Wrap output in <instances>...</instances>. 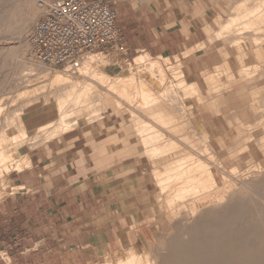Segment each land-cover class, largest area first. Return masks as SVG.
I'll return each mask as SVG.
<instances>
[{
	"label": "rangeland",
	"instance_id": "obj_1",
	"mask_svg": "<svg viewBox=\"0 0 264 264\" xmlns=\"http://www.w3.org/2000/svg\"><path fill=\"white\" fill-rule=\"evenodd\" d=\"M92 1H107L114 10L118 23H121L122 26L127 24L130 29H135L136 32L133 35L134 39L144 42V45L137 42L136 46L131 47L128 45H115L111 48L105 46L101 49L91 51L99 54V56L103 58L102 61H97L95 63V68H98L97 70L110 76V81L104 83V89L109 87L110 82L120 84L118 82L120 78L129 76L131 73L133 74L136 70L135 68L138 67L137 70H140V74H138L137 77L149 82L154 92H165L167 86L170 85L172 90L169 93L176 97L175 100L180 103L178 106L182 105L183 94L188 92L187 90H183L180 84L181 79H184L185 83L195 85L201 91L199 93L205 96V99L207 98L205 100L207 104L203 103L202 107L204 108L202 111L196 112L195 109L190 110L192 111L191 116L196 119L198 118L191 124L193 125L191 128L181 124L176 125L175 128L170 125H167V127L164 126L166 130L160 128L162 131H165L168 136L165 137L166 140H160L155 144L169 143L176 146L174 148L173 145V148L167 150V153H162L161 155L165 154L162 158L166 157L167 159H171L175 157L178 159L182 154H184V156L186 154L190 156H200L201 159L207 160L210 167L214 169L217 163L211 160V158L209 159L206 153L202 151L204 142L201 141L199 137L203 130H207L206 134H210L215 132V128H218V135L213 137V141L221 140V149L219 151L223 153L221 160L224 161L227 159V155L229 156L232 152L236 155L235 157H237L233 160H225V168L222 167L219 171L225 176L227 183L230 181L228 175L230 173L229 171L232 170L231 172L237 175L246 171L249 164L247 159H244V153L239 150L240 140L239 143L237 140L230 145L228 135L236 134V129L242 127L241 124L244 122V119L241 114L249 110L251 102L254 108H257L256 110L264 108V105L259 107V103L262 102V97L264 96V75L259 76L260 68L264 66L262 64V62H264V57H257L255 54L253 55V53H251L249 58H247V63L251 69L256 67V70H252L255 74L253 75V81H251L250 86L248 87L249 84L247 83L245 86L239 87L235 91V94H239L245 102L241 107L239 106V98L237 96H235L233 100L224 97L216 103L213 101L215 99L212 98V91L210 93L208 91L211 85V80L209 79L210 75L216 78L220 76V79L224 82L227 81V74L224 72L225 67L228 66L235 74L241 66V63L235 60L237 44L240 39L232 35L225 37L227 33H224L218 39L209 41V38L214 37L226 24L227 20L232 17L229 15L235 12L234 7L239 4L237 2L240 1L241 3L245 0ZM3 9L4 7L0 6V14L4 12ZM20 13V11L16 12L15 16L17 22L13 24L15 26L19 25L21 22V20L18 21ZM43 16L44 14L36 20V23ZM176 24L177 27L181 24L180 26L182 28L180 51L173 57L168 54H162L161 46L164 45V43H162L157 46L156 50L150 52L148 45H145L149 44V34L152 33L154 37L157 38L160 31L166 28H174ZM262 26L263 28L257 31V36L258 39L264 43V21ZM32 31L33 28L26 32L28 43ZM7 37L8 38L5 40L3 39L0 41V48H12L14 45H17L18 41L16 37L11 35ZM232 37L234 39H232ZM199 46H203V48H199ZM254 47V42L252 40L249 41V50L253 51ZM225 52L229 54L227 56L223 55ZM144 53H149L150 57L143 63H140L138 66L128 65L135 56ZM151 58L161 59V66L164 71L163 83L160 82L159 76L154 71H149L147 67ZM164 58H167V60ZM30 65L31 68H33V70L30 71V73L32 72L31 75L26 77L21 76L23 73L29 71L27 69H31L29 67ZM56 72H59V70L43 66L37 62L32 63L28 61L27 57H24V61L18 62L11 61L10 58H7L6 64L4 65L0 62V131H4L6 134L11 135L10 137L18 134L19 125L17 124L19 117H17V115L20 113V108L33 96L36 98L40 97L48 93L50 88H54L55 86L49 77ZM63 75H65V73ZM78 78V74L72 77V79ZM240 85H242L241 82L239 86ZM44 86H46V88ZM96 89L98 90L101 88L96 87ZM111 90L113 92L111 95L114 98L113 100H118L121 108L116 110V112L110 110L106 111L101 107H95L93 110L88 111L81 109V115L86 117V120H84L86 124L94 125L102 122L103 119H105L104 122H109L112 120V117H116L120 114V125H134V130L137 128L136 125H141L140 123H143V121H145L146 124L161 125L160 123H156L148 113L141 114V122L135 123L129 116L130 112L127 111L132 103V99L128 98L130 93H133L132 90L127 87L126 92H122L121 88L118 86L113 87ZM103 91L105 90L102 89V92ZM112 108L115 109V106L113 105ZM111 112L113 113L111 114ZM42 114V111L37 112V116H41ZM258 116V113L256 116H251L249 124L251 125L250 127H252L251 133L253 136L251 142L247 143V145H251L254 149H256L257 142L259 140L261 141L264 135L260 120L256 118ZM116 125H119V123H116ZM80 126L82 125L73 126L71 129ZM61 134L62 133L57 134L52 138H45L46 134H41L39 137L34 138V134L28 132L24 136L17 138V143H15L17 155L19 157L28 156L31 158V155L34 154V150L54 138L59 137ZM10 144L14 143L10 141ZM143 145L144 147L148 146L145 144ZM261 158L262 155L260 151L256 150L253 155V160L256 161ZM145 161L147 162L146 157ZM173 161H175V159L171 160V162ZM163 163L166 162L158 163L157 169L159 172L163 170L168 162L166 164ZM145 166L147 167L143 171L135 170L128 176L117 180L109 177L99 181V184L93 187L92 194H87L82 199L84 202V208L81 211L82 217L78 216V218H74L73 210H56L55 221L58 223L56 226V234L49 242L37 241L39 235L36 229L37 227L34 226V219L38 216L34 205V198L31 197V194L34 192V187H32V185L34 186V170H32L34 163H29V166L21 168L22 170L29 169L33 171L29 175L24 173V178H26L27 182L32 184L30 186H23L20 185L21 183L16 182L15 178L20 170H12L9 173L0 172V204L7 203L5 206L6 209L3 210L2 207L0 208V264H96L101 260L116 259L118 256L125 254L126 251L122 249V246H126V237H122L121 241H113L111 247L110 244H112V241L110 242V236L106 235V231L111 232L112 229L114 230L117 223L127 225L120 226V229L123 227L128 228V217L132 212V208L135 207L137 203L139 206L143 199L151 200L153 197V194L146 191L143 192L145 187L146 189L150 187V182L145 181V179H149L148 176L151 174L153 175L155 172L153 169L149 168L146 163ZM21 193H24L23 196ZM250 205V203H247V207H250ZM151 212H153V210H151ZM70 215L71 217H69ZM60 218L71 225L64 230L60 229L59 224L61 220H57ZM135 218L139 221L137 217ZM27 219L29 220L27 221ZM251 219V221H257L255 218ZM207 222L208 223L204 225L205 227L203 226V230H205L204 236L206 235V230L210 229L209 220ZM24 223H27V226L21 225ZM134 226L135 225H130V228ZM163 231L166 232L164 228ZM166 234H169V232ZM147 237L149 238H146L148 241H153L154 239V237L150 235ZM48 238L50 239L51 237L49 236ZM157 238H159L158 235L155 237L154 241L157 240L160 244H165V239L158 240ZM261 243L264 244V241ZM135 247L141 250L142 244L137 242ZM163 252L166 251L164 250ZM211 252L210 249L204 250L201 253L203 255L201 259L206 261L208 258L204 256H209ZM236 252L241 253L242 251ZM250 252L256 253L260 251L254 250Z\"/></svg>",
	"mask_w": 264,
	"mask_h": 264
},
{
	"label": "bare ground",
	"instance_id": "obj_2",
	"mask_svg": "<svg viewBox=\"0 0 264 264\" xmlns=\"http://www.w3.org/2000/svg\"><path fill=\"white\" fill-rule=\"evenodd\" d=\"M237 3L239 4L234 7L235 12L229 15L232 17L214 37L209 38V41L220 38L224 33H227L225 37L232 35L240 39L235 60L239 61L241 66L235 74L228 66L225 67L227 81L224 82L220 76L216 78L210 75L212 86L207 88L209 93L212 91V98L216 103L224 97L233 100L237 96L241 107L245 102L239 94H235V91L247 83L249 87L255 74L252 70H256V67L251 69L247 58L251 53L257 57H264V43L257 36V31L263 28L264 0H245ZM0 6L4 7V12L0 14V41L10 35L16 37L18 41L17 45L12 48H0V62L3 65L6 64L7 58L11 61H24V57L32 63L36 62L27 41L26 32L32 30L36 20L45 14L48 0H0ZM17 11L21 12L18 18L21 22L15 26L13 24L17 22L15 16ZM251 40L255 44L253 51L249 50ZM228 54L225 52L223 55ZM149 57V53L137 55L128 65L138 66ZM160 58H151L147 67L149 71H154L163 83L164 71ZM164 59L167 60V58ZM102 60L99 54L89 52L84 56L76 73L71 74L59 70L50 75L49 78L55 87L51 86L50 91L40 97L33 96L20 108V113L17 115L19 117L18 134L10 137L11 135L0 131V172L9 173L29 165L27 156L17 155L15 144L18 137L29 132L26 125H35L34 138L41 134H46L45 138H52L71 130L73 126L81 125L83 120H86V117L81 115V109L88 111L101 107L106 111L119 110L120 102L113 100L111 89L118 86L122 92H126L128 87L133 92L128 97L132 99V103L127 110L130 112L131 119L139 123L142 120L141 114L148 113L156 123L161 124H146L143 121L141 125H136V133L142 137L143 144L148 145L147 157L151 166L155 168H153L155 172L152 175L157 193L155 197L160 201L158 212L154 210L156 207L151 209L153 217L158 213L156 219H159L160 225L157 229L155 228L154 234L151 230H147L140 240L151 233L150 236L158 235V240L165 239L166 242L160 244L157 240L154 241L155 238L153 241H148L146 237L141 243V250L133 247L118 258L115 257L116 259H105L96 264H264V244L261 243L264 241V135L261 136V141L257 142L256 149L247 145L253 136L252 127L249 125L251 116L259 114L256 118L260 120L264 131V108L256 110L257 108L255 109L251 102L249 110L241 114L244 119L242 127L236 129V134L228 135L230 145L237 140L239 143L240 140L239 150L244 153V159H247L249 164L247 170L241 174L237 175L231 172L232 170L229 171L230 181L228 183L219 170L222 167L225 168V160H233L237 157L232 152L229 156L227 155V159L221 160L223 156V153L219 152L221 140L213 141V137L218 135V128L210 134H206L207 130H203L199 137L204 142L202 151L209 159L217 163H214V169L210 167L207 160L201 159L200 156L182 154L178 159L175 157L168 159L164 169L159 172L154 162L162 158L165 154H161L167 153V150L173 148L174 144L165 143L161 147L155 146L156 142L166 140V136L159 134L157 127L164 128L170 125L175 128L176 125L181 124L191 128L193 126L191 124L198 118L192 117L190 110L202 111L203 103H206L207 98L205 99V96L199 93L201 91L195 85L185 83L184 79H181L180 84L183 90L188 92L183 94L182 105L178 106L180 103L175 100L176 97L169 93L172 90L170 85L167 86L165 92H154L149 82L137 77L140 74L137 66V68L134 67L136 70L133 74L130 72L131 75L120 78L118 81L120 84L110 82L109 87L104 89V83L110 81V76L100 72L94 66L97 61ZM262 64L264 65V62ZM29 67L31 68V65ZM260 69L259 76H263L264 66ZM27 70L29 73L25 72L21 76L31 75L30 71L33 68ZM76 74L79 78L72 79ZM240 82L242 85L239 86ZM96 87L101 89L97 90ZM102 89L105 91L102 92ZM113 105L115 109L112 108ZM263 105L264 96L259 107ZM231 109L233 110L232 107ZM38 111H42L43 114L37 116ZM10 141L15 145L10 144ZM256 150L260 151L262 158L254 161L253 155ZM172 159L175 161L171 162ZM247 203L251 204L250 207H247ZM251 218L257 221H251ZM208 220L210 229L206 230L204 236L203 226L208 223ZM150 221H154L153 218H150ZM131 225H135V222H131ZM168 232L169 234H166ZM134 244H137V239ZM207 249L212 252L209 256H204L208 258L204 261L201 259L203 256L201 253ZM164 250L166 252H163ZM240 250L241 253L236 252ZM254 250L260 252H250Z\"/></svg>",
	"mask_w": 264,
	"mask_h": 264
},
{
	"label": "crops",
	"instance_id": "obj_3",
	"mask_svg": "<svg viewBox=\"0 0 264 264\" xmlns=\"http://www.w3.org/2000/svg\"><path fill=\"white\" fill-rule=\"evenodd\" d=\"M117 24L122 36L121 41L117 45H128L131 47L136 46L137 42L144 45L143 41L134 39L135 29H130L127 24L122 26L118 21ZM180 25L177 27L176 24L174 28H166L160 31L157 38L150 33L149 44H145L148 45L149 51L153 52L159 44L164 43L161 46L162 54H168L171 57L177 54L181 49L182 43V28ZM119 115L112 117V120L109 122H104L105 119H103L102 122L94 125H88L83 120L82 126L64 132L59 137L38 147L34 150L31 158L27 156L30 159L29 162L31 164L32 162L34 163V167H32V170H34V186L24 178V173L29 175L33 172L29 169H20L15 180L21 183L20 185H32L34 187V192L31 194V197L34 198V205L38 213V216L34 219V226L37 227L36 229L39 235L37 241L49 242V240L54 238L58 224L55 221L56 210H73L74 218H78V216L82 217L81 211L84 208L82 199L87 194H92L93 187L98 185L99 181L109 177L117 180L128 176L135 170L143 171L147 167L145 163L149 168H154L149 163L146 152L148 149L147 146L144 147L142 137L136 134L134 125H120ZM116 123H119V125H116ZM26 126L29 133L34 134L35 125ZM157 128L159 134L168 136L165 131L160 129L163 127L160 126ZM164 130L166 129L164 128ZM161 144L158 143L155 145L161 146ZM145 157L147 162L145 161ZM158 160L154 162L156 164L155 166L168 161L166 157L159 158ZM151 176L152 174L148 176L149 179H145V181L150 182V187L148 189L145 187L143 192L146 191L153 194V197L151 200L143 199L139 206L137 203L132 208V212L128 217L129 227L120 229V226L127 225L117 223L114 230L112 229L111 232L106 231V235L110 236V242L112 241V244L109 243L111 247L113 241H121L122 237H126V246H122V249L127 252L133 247L136 248L135 246L137 244H134L135 239H137V242L143 243L147 237L140 240V238L144 237L143 234L147 230H151L154 234L155 228L157 229L160 225L158 223L159 219H156L160 201L155 197L157 193L154 191L155 188ZM23 194L21 193L22 196ZM6 205L7 203H1L0 208L2 207L3 210L6 209ZM153 207H156L154 210H157V214L154 217L152 216L153 212H151ZM150 218H153L155 223L154 221H150ZM57 220H61V222L59 221V228L62 230L71 225L62 218ZM131 222H135V228H130ZM21 225L27 226V223ZM49 236L51 237L50 239L48 238Z\"/></svg>",
	"mask_w": 264,
	"mask_h": 264
},
{
	"label": "built area",
	"instance_id": "obj_4",
	"mask_svg": "<svg viewBox=\"0 0 264 264\" xmlns=\"http://www.w3.org/2000/svg\"><path fill=\"white\" fill-rule=\"evenodd\" d=\"M121 39L116 14L107 1L48 0L29 46L37 63L74 74L87 53L114 47Z\"/></svg>",
	"mask_w": 264,
	"mask_h": 264
}]
</instances>
